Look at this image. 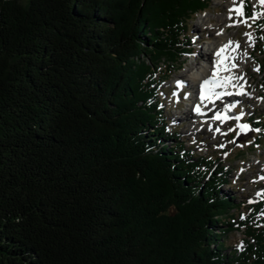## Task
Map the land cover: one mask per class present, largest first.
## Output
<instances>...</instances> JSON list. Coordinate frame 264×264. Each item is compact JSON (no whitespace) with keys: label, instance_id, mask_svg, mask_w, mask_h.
<instances>
[{"label":"trees","instance_id":"obj_1","mask_svg":"<svg viewBox=\"0 0 264 264\" xmlns=\"http://www.w3.org/2000/svg\"><path fill=\"white\" fill-rule=\"evenodd\" d=\"M209 6L0 0V264H264V218L236 220L159 101Z\"/></svg>","mask_w":264,"mask_h":264},{"label":"rangeland","instance_id":"obj_2","mask_svg":"<svg viewBox=\"0 0 264 264\" xmlns=\"http://www.w3.org/2000/svg\"><path fill=\"white\" fill-rule=\"evenodd\" d=\"M209 1L210 6L204 12L196 14L188 24L187 41L190 43L192 53L189 55L184 54L180 60V67L175 68L168 77L165 76L166 70H162V76L166 80L158 90L159 101L165 111L167 128L170 132L177 130L179 133L178 141L183 142L187 149L194 154L212 158L216 162V168L223 167L228 170L229 183L225 184L223 189L235 198L236 203L240 204V206L231 210V213L236 216V220L238 222L249 220L248 225L262 226L259 221L264 218V203L262 204L264 202V195H262L264 193V179H262L264 177V130L262 126L256 127L253 125L250 119L254 117L256 121L260 119L262 122L264 121V101L260 99L264 97V39H261V37H264V25L262 27L258 25V21L264 18V15H260L254 20L248 19V24L251 27L237 23V21L245 19L246 9L244 10V8L246 4L253 9L254 14L250 17H253L256 13H264V5L260 3V0H243L244 16L240 17L235 12L230 11L234 7L229 8L227 0ZM240 2L241 0H237L236 6ZM210 17L216 19L226 17L229 20L226 26L230 28L228 33L235 34L231 41L245 42L238 54L240 60L237 64L239 69L247 65L249 70L253 72V77L250 79L249 91L252 94L240 99L239 114L227 115L228 117H234L243 113L242 119L239 121L227 119L223 122L222 120L217 122V120H209L207 117L208 119H205V121L208 122L207 125L212 128V131L205 132L202 130L203 126L199 125L201 127L199 130L188 129L190 121L197 119L196 112L189 114V118H186L182 115V111L191 109L192 100H189L188 96L194 98L195 93L193 89L179 90V87L183 86L180 84L182 81L179 80V77L188 72L189 74L197 73L200 64L207 65V62L200 56V51L204 50V47L209 44L210 31L204 29V20ZM214 24L215 22L210 25L214 26ZM222 26L220 28H223ZM212 31L216 37L218 32L220 33L222 30L216 32V27ZM249 32L252 34V40H249L248 36L245 35ZM252 50L253 57L250 56ZM215 59L214 54L213 60ZM257 68H259V71L255 70ZM198 86H200L199 82ZM179 91L181 93L189 91V94L182 98L179 96ZM214 121L215 126H213ZM242 123L250 125L252 129H261V131H248L237 136V132H239L237 125ZM216 128H219L220 131L216 132ZM233 128L236 130L229 131ZM223 133H227V135H223ZM258 138H260L259 141H256ZM231 141L235 142L232 143ZM218 145H225V147H218ZM260 204L261 206L258 208ZM246 229L247 225H243L240 229L232 230L223 236L228 251L231 247L241 245L242 241L247 238Z\"/></svg>","mask_w":264,"mask_h":264},{"label":"bare ground","instance_id":"obj_3","mask_svg":"<svg viewBox=\"0 0 264 264\" xmlns=\"http://www.w3.org/2000/svg\"><path fill=\"white\" fill-rule=\"evenodd\" d=\"M236 5H237V0H227V6H229V8H233ZM228 21L229 20H227L226 17H220L217 19L214 17H210L207 20H204V29L206 31H210V35L208 38L209 44L207 47H204V50L200 51V56L203 58L204 61L207 62V65L204 66V65L200 64L199 67L197 68V71H198V72L196 71L197 73L189 74V72H188V73H185L183 76L179 77V80L182 81V82H180V84L184 86L183 89H189V90L193 89V92L195 93L194 98H193V96H190V98H189V100H192L191 101L192 104L190 103L191 109L186 110V111H182V115H184V117H186V118H189V114L191 115L193 112H195L194 109H195V106L197 104H200L203 112L205 113V115H201L198 113L196 115V113H195V116L197 117V119L190 121V125L188 124L189 130H199L201 128L199 126H203V128H202L203 131H205V132L209 131L208 130L209 126L207 125L208 122L206 123V121H205V118L210 116V115H208L209 113H213V112L216 113L217 111H220L221 114H226L229 116H232L233 114H238V113H236V110H234V108L228 110L226 113L224 112V109H225L226 105L234 103L236 101H240V99L247 96V95H232V96L226 95L227 97H223V98H227L228 102L226 103V105H224L222 107V110L220 109L221 106L218 105V104H221V99H214V102H209V100H207V99H205L204 101H201V99H200V93L203 91V89L201 87L202 82L205 79H209L211 77L213 71H215L214 61L217 59H220L219 57H216V59L213 60V55L221 47H223L230 40H232L233 37L235 36L234 33H228L230 31V28L228 26H226ZM213 22H215L214 26L210 25ZM220 26H222L223 28H220ZM216 27H217L216 32H218V30L219 31L222 30V31L220 33L218 32V35L215 37L212 29H214ZM226 33H228V34H226ZM244 44H245L244 41L242 43L240 42L239 43L240 48L237 49L235 52H232L231 49L228 50V54L234 55L237 57L235 63L239 62V60H240L238 58V54L241 51V49L243 48ZM233 47H234V45H233ZM250 56L253 57V50L250 52ZM231 71H232V73H235L236 75H243L244 79L234 81V83L237 84V87L234 89L229 85V87L227 88V91H231V92L236 93V92L243 90L245 93H248L251 96L252 93H250L249 91H250V86H251L250 85V79L253 77V72H251L249 70V67L247 65L244 66L242 69L234 68ZM226 75H229V73L223 72V71L218 73V77H222V76H226ZM179 80H178V82H179ZM198 82H199L200 86H198ZM214 91L219 92V91H222V89L216 88V89H214ZM256 96H260V95H256ZM209 109H211V110H209ZM209 120H213L212 117H210ZM215 121L213 122V124H214L213 126H215ZM211 137H212V135H211Z\"/></svg>","mask_w":264,"mask_h":264},{"label":"snow or ice","instance_id":"obj_4","mask_svg":"<svg viewBox=\"0 0 264 264\" xmlns=\"http://www.w3.org/2000/svg\"><path fill=\"white\" fill-rule=\"evenodd\" d=\"M260 3L262 5H264V0H260ZM235 12L238 16L243 17L244 13H243V0H241L240 4L236 7H234L232 10ZM260 15H264V13H256L253 17H249V18H245L242 20L237 21V23H242L247 25L248 27H251L250 24H248V19H256L258 18ZM246 36H248L249 40H252V34L249 33H245ZM261 39H264V37H261ZM234 45V47H233ZM240 48L239 42L237 41H229L227 44H225L223 47H221L216 53L215 56L219 57L220 59H217L214 61L215 64V71H213L211 77L209 79H205L202 82V89L203 91L200 93V99L201 101H204L205 99L209 100V102H214V99H222L225 95L227 96H232V95H250L248 93H245L243 90L239 91V92H231V91H227V88L229 87V85L232 88H236L237 84L234 83V81L236 80H243L244 76L243 75H236L235 73H232V69L234 68H238L239 65L237 63H235L237 57L234 55H230L228 54V50L231 49L232 52H235L237 49ZM246 55V53H245ZM256 71H259V68L255 69ZM227 72L229 73V75L226 76H222V77H218V73L219 72ZM219 88L222 89V91L216 92L214 91V89ZM262 101H264V97L260 98ZM239 103V101H236L234 103L228 104L226 105L224 112L226 113L228 110L235 108L236 105ZM211 110V109H209ZM194 111L198 114L201 115H205V113L203 112L200 104H197L195 106ZM243 116V113H241L240 115L234 116V117H228L226 114L225 115H221V113L218 111L216 112L215 116L212 117V119L214 120H222L226 121L227 119H235L237 121L241 120ZM237 127L239 128V132H237V136L246 133L248 131H261V129H252L250 127V125L248 124H238ZM236 129H229V131H235ZM209 131H212V128L209 127ZM216 132H219L220 129L216 128L215 129ZM223 135H227V133H223ZM232 143H234L235 141H231ZM218 147H225V145H218ZM262 179H264V177H262ZM262 195H264V193H262Z\"/></svg>","mask_w":264,"mask_h":264}]
</instances>
